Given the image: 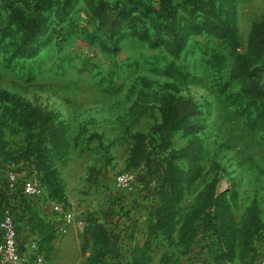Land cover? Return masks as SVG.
I'll return each instance as SVG.
<instances>
[{"label":"rangeland","instance_id":"374dc122","mask_svg":"<svg viewBox=\"0 0 264 264\" xmlns=\"http://www.w3.org/2000/svg\"><path fill=\"white\" fill-rule=\"evenodd\" d=\"M75 1L49 0L31 29L21 0H0L1 208L18 199L51 210L15 194L1 167L40 156L46 197L88 218L85 237L138 208L137 233L156 224L146 264H257L264 32L253 30L264 0H174L166 11L160 0H106L99 15ZM223 24L237 40L218 35ZM128 172L152 179L144 201L115 190Z\"/></svg>","mask_w":264,"mask_h":264},{"label":"built area","instance_id":"2783aa9c","mask_svg":"<svg viewBox=\"0 0 264 264\" xmlns=\"http://www.w3.org/2000/svg\"><path fill=\"white\" fill-rule=\"evenodd\" d=\"M2 165V170L11 190L20 191L24 196L36 200L46 198L47 204L58 218V223L55 226L56 235H67L73 228L81 231L87 228L89 224L87 217L79 216L75 210L66 207L63 203L46 197L44 184L32 161L22 163L19 168ZM114 186L116 191L121 192L129 200L135 198L138 201H144L148 196L147 187L140 181V176L135 173L128 172L117 175ZM119 247L120 258H122L120 263L133 264L136 246L131 242L129 234L119 238ZM29 248L30 252L22 248L15 213L11 208H7L0 219V262L2 264H43L45 257L40 250L39 240L30 242ZM257 264H264V253L259 257Z\"/></svg>","mask_w":264,"mask_h":264},{"label":"trees","instance_id":"16d2710c","mask_svg":"<svg viewBox=\"0 0 264 264\" xmlns=\"http://www.w3.org/2000/svg\"><path fill=\"white\" fill-rule=\"evenodd\" d=\"M21 1L23 2V10L18 12L17 18L25 21L26 18L24 16V12H28L31 15H34L33 16L34 18L32 19V23L30 26L31 29L41 28L42 27L41 23L43 22V19H42V16L40 15V12L42 10L43 11L46 10L45 6L49 0H21ZM72 1H75V0H69L70 3ZM105 1L106 0H85V3L88 5L92 15L93 14L99 15L100 12H105V10L109 9L110 5L108 3H106ZM110 1H112V0H110ZM173 1L174 0H160V11L168 10L170 8V6L172 5ZM187 1L189 3H195L197 1H202V0H187ZM117 5H118V3L115 2L113 7L115 8ZM263 27H264V25L263 26H259V25L255 26V28L253 30V38L255 36H257L258 32H264ZM217 33L221 37L230 36L233 40H237V37L235 34V28H234V26H231L229 24H223L221 27V30L218 31ZM261 41H263V39L260 40V44H261ZM154 45H157V44H154ZM260 49H261V45H260ZM181 50H182L181 46L179 48L178 47L174 48V52L176 53L177 56L181 53ZM172 51H173V48H172ZM261 117L264 119V108L261 112ZM44 128L46 129V126H44ZM58 128L59 127H54V129H58ZM60 128L63 129L62 127H60ZM59 138H60L59 141L63 145H66V138L63 137V140H61V136H59ZM39 157L40 156L35 157V160H36L35 162H33V160H27V161H32L34 165L36 163L37 167L36 166L35 167H36V169L38 168V170H37L38 176L40 175L39 178L41 179L42 182H44L43 178H45V176L42 172L43 167L40 164V159L39 160L37 159ZM138 157H139V154L135 155L134 160L137 159L140 162L143 159L142 158L143 156H141V159H140V157L139 158ZM151 176H153V174H149V177H151ZM140 181L147 187L148 193H149L153 188V185H152L153 183H152V179H148V174H146V172L140 174ZM172 183L174 186L175 183L174 182H172ZM13 192L15 194L23 195L20 191H17V192L13 191ZM50 199H52L53 201H56V200H54V198H50ZM18 201H20V200H18ZM20 202L23 203L22 201H20ZM58 202L62 203L61 201H58ZM26 207L28 208L27 210L29 211V216H30V219L32 222L33 229L39 235V238H40L39 243H40L41 252L43 253V250H45V248L48 249L49 251L52 250V248H53L52 241L56 237L55 226L47 223L38 214V212H36L34 207L28 206V205H26ZM7 208L12 209V207L7 206V205L2 206V208L0 206V219L3 217L4 212ZM159 210H160V208L158 205H155L153 208H151L150 218L152 217V220L156 219V218L158 219ZM155 225L156 224H154L153 221H152V223L149 222V224H148L149 232L145 233L146 234V238H145L146 243L142 248H140V249L137 248L136 251L134 252L133 255L135 258L133 260V264H146V262H148V258L150 259V256H149L146 248L155 239L154 237L157 236L153 230ZM151 227H152V229H151ZM89 231L91 232V233L90 232L89 233H90V236L93 240V252H92L91 256L89 257V261L92 264H105L106 262H108L109 258H114V257H116V255H118V257L121 256L120 247H119L120 236L113 233L109 227L106 228L105 224L99 223V224H95V225L90 226ZM262 236H264V229L257 232L256 237L259 238ZM249 237L251 238L252 234H250ZM114 263L112 262L110 264H114ZM115 264H118V262H116Z\"/></svg>","mask_w":264,"mask_h":264},{"label":"crops","instance_id":"0c3cea01","mask_svg":"<svg viewBox=\"0 0 264 264\" xmlns=\"http://www.w3.org/2000/svg\"><path fill=\"white\" fill-rule=\"evenodd\" d=\"M78 1L82 2L83 6L87 7V10L89 9L88 5L85 3V0ZM78 7L79 5L77 6V10L79 9ZM88 11L90 12V9ZM11 204L13 205L12 209L14 210L13 212L16 216L17 227L20 233V241L22 243V248L30 252V242L34 240L40 241L39 235L33 229L32 222L29 216V211L27 210L28 208L26 207V205L18 200ZM34 209L47 223L54 226L57 225L58 218L50 209H45L43 208V206H37L34 207ZM134 210H138V214L135 216V218L131 219L124 217L119 221L114 219V221L109 224V228L112 230L113 233L117 234L120 237L122 235L124 236L125 234H129L131 242L134 243L136 246L135 249H137V246L140 249L144 246L146 234L145 232H143L145 229H143L140 233H137L136 229H138L139 225L145 223L144 221H142L144 217L142 219L141 214L144 211L140 212L138 208H135ZM137 219L139 221H137ZM105 225H107V223H105ZM134 240L136 243L134 242ZM52 246L53 248L50 251L46 248L45 250H43L45 257V262L43 264H79V262L81 260H84L85 258L86 261L90 263L89 257L93 252V240L90 234H86L85 237V235L79 233L78 230L75 228L72 229L67 235H56V237L52 241ZM85 247H87V249H85ZM263 253L264 248L262 247L258 253V259ZM112 262H118V264H121L120 262H122V258L116 255V257L114 258H109L108 262H106L105 264H110ZM0 264L2 263L0 262ZM182 264H190V261L183 260ZM192 264L196 263L194 262Z\"/></svg>","mask_w":264,"mask_h":264}]
</instances>
